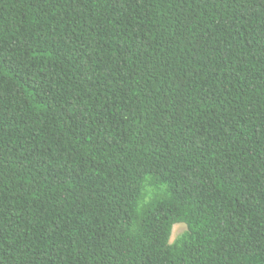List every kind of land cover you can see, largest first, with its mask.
<instances>
[{"label": "trees", "instance_id": "trees-1", "mask_svg": "<svg viewBox=\"0 0 264 264\" xmlns=\"http://www.w3.org/2000/svg\"><path fill=\"white\" fill-rule=\"evenodd\" d=\"M0 264H264V0H0Z\"/></svg>", "mask_w": 264, "mask_h": 264}, {"label": "rangeland", "instance_id": "rangeland-1", "mask_svg": "<svg viewBox=\"0 0 264 264\" xmlns=\"http://www.w3.org/2000/svg\"><path fill=\"white\" fill-rule=\"evenodd\" d=\"M186 230H187V226L185 223H177L176 225H174L171 241L173 242L178 235H180Z\"/></svg>", "mask_w": 264, "mask_h": 264}]
</instances>
